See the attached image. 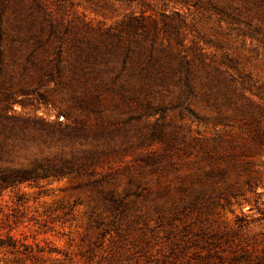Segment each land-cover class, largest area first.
<instances>
[{
  "label": "rangeland",
  "instance_id": "374dc122",
  "mask_svg": "<svg viewBox=\"0 0 264 264\" xmlns=\"http://www.w3.org/2000/svg\"><path fill=\"white\" fill-rule=\"evenodd\" d=\"M28 2L60 37L30 61L66 66L73 43L96 54L86 38L129 14L178 10L187 64L136 94L100 57L24 83L28 51L3 37L0 112L27 120L19 158L74 157L79 171L0 194V241L20 249L0 246V264H264V0H42L46 15Z\"/></svg>",
  "mask_w": 264,
  "mask_h": 264
},
{
  "label": "trees",
  "instance_id": "16d2710c",
  "mask_svg": "<svg viewBox=\"0 0 264 264\" xmlns=\"http://www.w3.org/2000/svg\"><path fill=\"white\" fill-rule=\"evenodd\" d=\"M28 1L0 0V63L4 61V53L1 50L3 37H10L11 40L16 42L21 41V48L17 49L28 51L27 61L31 60L30 58L39 48L46 49V44L51 45L54 39H60L57 33L58 21H50L49 33L44 36V28L40 22L35 21L34 14L30 12L25 14V10L31 7ZM31 1L35 7L46 15L47 10H44L42 0ZM126 1L131 2V0ZM9 11L8 19L10 23H6L7 27L4 18ZM185 24L186 17L181 15L178 10H173L170 13L161 12L159 20L145 14L144 11L138 14L131 13L119 21L116 26L105 30L101 37L86 38L85 43L88 47H93L97 52L96 54L91 51L85 52V48L73 43L75 47L80 49V53L68 65L65 66L60 61H51L50 59L37 63L30 61L32 67L23 63L20 82H35L40 85L44 82L45 76L53 75L55 71L59 73L61 81L66 69L71 72L70 78H74L78 69H81L84 64L97 61V57H100V62H103L108 70L114 68V61L120 62L121 71L128 70L129 79L126 84L129 90H132L135 94L137 91L150 90L153 85L165 81L166 77H169L168 72L174 70V60L176 57H180V51L174 52L172 50L171 40L181 44L183 40L182 28ZM160 32L167 35V45L158 41L157 38ZM58 45L53 49H56L55 51L60 55V43ZM83 55L84 59H81ZM91 57L92 60H90ZM180 58L183 59L182 64L186 65L187 61H184V57L181 56ZM230 62L232 63L231 60ZM223 73L229 75L226 69L223 70ZM116 78H118V75ZM179 79L182 80L180 74ZM230 79L233 80V76ZM69 83L71 82L69 81ZM119 88L123 89V84ZM8 100L6 98V101ZM26 122L27 120L23 118L0 112V194L24 182H34L42 178L79 171L78 165L74 164V157L56 159L44 153L25 152V160L22 161L19 155L22 150L29 147L26 144L27 139H24V125ZM44 125L47 124L44 123ZM57 125L60 124L57 122ZM39 137H42V135L33 134L29 139L35 140ZM43 142H46V140ZM0 246H12L17 251L20 250L11 235H7L6 241H0ZM21 246L24 247L23 250L29 248L25 243H22Z\"/></svg>",
  "mask_w": 264,
  "mask_h": 264
}]
</instances>
